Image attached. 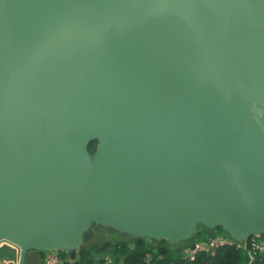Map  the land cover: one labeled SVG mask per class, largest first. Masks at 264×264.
I'll list each match as a JSON object with an SVG mask.
<instances>
[{"label": "water", "instance_id": "obj_1", "mask_svg": "<svg viewBox=\"0 0 264 264\" xmlns=\"http://www.w3.org/2000/svg\"><path fill=\"white\" fill-rule=\"evenodd\" d=\"M91 221L264 232V0H0V264Z\"/></svg>", "mask_w": 264, "mask_h": 264}, {"label": "rangeland", "instance_id": "obj_2", "mask_svg": "<svg viewBox=\"0 0 264 264\" xmlns=\"http://www.w3.org/2000/svg\"><path fill=\"white\" fill-rule=\"evenodd\" d=\"M195 229L191 235L187 238L178 240L176 242H167L164 239H156L149 236H137L130 232L121 231L116 227L111 225H100L96 222L91 221L89 223V228L93 231V237L90 241L81 246L85 249H89V255L91 256V263L98 264V260L105 259L107 261L113 262L115 264H121L122 254H119V248L123 250L124 254L128 253V249L125 248L127 244L133 247V242L136 239L139 240L140 246L146 249L155 250L157 246H165L169 254H179L184 255L188 253V247L190 242H203L204 240L214 236L226 237L229 242L234 246L235 249H244L246 245L247 237L245 236H233L227 231L216 226H206L199 222H195ZM256 235V232L251 233ZM136 243V242H135ZM118 246H120L118 248ZM123 247V248H122ZM56 252L58 257L64 262H68V255L61 250L53 251ZM146 253V252H145ZM159 256V255H158Z\"/></svg>", "mask_w": 264, "mask_h": 264}, {"label": "trees", "instance_id": "obj_3", "mask_svg": "<svg viewBox=\"0 0 264 264\" xmlns=\"http://www.w3.org/2000/svg\"><path fill=\"white\" fill-rule=\"evenodd\" d=\"M95 149V142L88 145V153L91 155ZM249 238L246 240L244 249H235L234 246L226 245L215 249L212 255L203 252H196L192 258L185 257L179 254H169L165 246L155 247L153 249L144 250L140 246V242L136 239L133 242V247L126 245L128 253L124 254L123 250L119 248V254H122L121 264H145L141 261L145 252L150 253L151 260L147 264H264V251L256 252L252 259H249L247 249L249 248ZM132 245V244H131ZM123 248V247H122ZM82 246L78 247L77 259L63 262V264H92L91 256ZM158 255L160 257H158Z\"/></svg>", "mask_w": 264, "mask_h": 264}, {"label": "built area", "instance_id": "obj_4", "mask_svg": "<svg viewBox=\"0 0 264 264\" xmlns=\"http://www.w3.org/2000/svg\"><path fill=\"white\" fill-rule=\"evenodd\" d=\"M248 237L250 238H249V248L247 249V253L249 259H252L253 255L256 252L264 251V232L261 233L256 232L255 236L249 235ZM192 243H193V247L191 249L188 247V253L185 254V257L192 258L196 252H203L212 255L216 248L226 245H232L229 242V240L223 236H216V237L212 236L204 240L203 242H192ZM56 250L57 249L43 251L44 264H63L64 261H62V259L58 257L56 252H53ZM150 260H151L150 253L148 252L144 253L141 261L147 264L149 263ZM100 264H115V263L103 259Z\"/></svg>", "mask_w": 264, "mask_h": 264}, {"label": "crops", "instance_id": "obj_5", "mask_svg": "<svg viewBox=\"0 0 264 264\" xmlns=\"http://www.w3.org/2000/svg\"><path fill=\"white\" fill-rule=\"evenodd\" d=\"M57 250H61V251L65 252L66 255L69 254V251L66 250V249H57ZM77 250H78V248L74 250V256H73V258H72V259H69V258H68V260L72 261V260H74V259H77V256H78V255H77ZM39 256H40V264H44V261H43V257H44L43 252L39 253ZM68 256H69V255H68ZM34 263H35V261H34Z\"/></svg>", "mask_w": 264, "mask_h": 264}, {"label": "flooded vegetation", "instance_id": "obj_6", "mask_svg": "<svg viewBox=\"0 0 264 264\" xmlns=\"http://www.w3.org/2000/svg\"><path fill=\"white\" fill-rule=\"evenodd\" d=\"M127 245L130 246L131 244H127ZM100 260H103V259H100ZM98 261H99V260H98ZM98 261H97V262H98Z\"/></svg>", "mask_w": 264, "mask_h": 264}]
</instances>
